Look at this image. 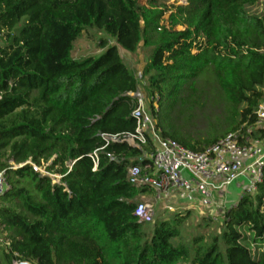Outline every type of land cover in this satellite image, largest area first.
<instances>
[{"label": "trees", "instance_id": "16d2710c", "mask_svg": "<svg viewBox=\"0 0 264 264\" xmlns=\"http://www.w3.org/2000/svg\"><path fill=\"white\" fill-rule=\"evenodd\" d=\"M260 1L187 0L166 27V11L137 0H0V170L9 186L0 200L1 264H264V168L255 192L223 212L218 235L181 242L187 212L151 227L136 221L135 202L147 191L129 184L127 169L154 145L148 134L140 148L121 141L136 131L139 88L118 49H151L145 109L162 138L202 152L255 125L264 6L260 16L247 9ZM88 28L116 45L75 60L73 43ZM209 87L224 117L195 130ZM112 136L121 140L106 144ZM250 137L264 140V128ZM42 164L58 184L35 169Z\"/></svg>", "mask_w": 264, "mask_h": 264}, {"label": "built area", "instance_id": "2783aa9c", "mask_svg": "<svg viewBox=\"0 0 264 264\" xmlns=\"http://www.w3.org/2000/svg\"><path fill=\"white\" fill-rule=\"evenodd\" d=\"M133 97L138 102V107L132 113L136 122L135 133L122 136V140L118 136L105 137L106 144L121 140L136 148L144 144L145 134L152 139L153 153L145 161H139L127 169L130 185L150 191L155 202L160 203L167 212L174 209L170 201L180 203L183 209L195 205L210 206L215 197L235 186L243 188L242 194L255 192L262 182L264 140L251 138L250 133L264 128V97L257 107L253 127L244 134L241 131L227 134L199 153L162 138L145 109L143 96L138 92ZM91 160L96 166V154ZM8 189L6 170H0V200ZM154 208V204L140 198L135 202L133 216L139 224L153 223Z\"/></svg>", "mask_w": 264, "mask_h": 264}, {"label": "rangeland", "instance_id": "374dc122", "mask_svg": "<svg viewBox=\"0 0 264 264\" xmlns=\"http://www.w3.org/2000/svg\"><path fill=\"white\" fill-rule=\"evenodd\" d=\"M139 6L147 9L162 10L166 11L161 19L160 24L169 27L170 13L173 8L180 5H186L187 0H137ZM264 6V1H260L257 5L250 7L247 11L256 16H260ZM172 10V11H171ZM183 26L176 25L175 30H183ZM116 45L115 40L107 36L104 32L98 31L97 29L88 28L85 29L80 36L75 40L72 46V57L75 60H81L87 57H98L104 51L100 44ZM119 54L127 69L134 75L138 82V88L140 94L144 97V87L146 84V78L144 77L143 70L149 62L151 49L140 45L135 53H127L120 47ZM140 76V78H138ZM207 87V86H206ZM204 87V88H206ZM201 111L199 112V121L197 125H194L195 130H207L211 126H215L218 122L223 120L224 117V104L220 101L218 92H215L212 87L202 90L200 98ZM5 162V159L2 160ZM8 163V162H7ZM9 164H12L11 161ZM47 165L42 164L41 167L37 168V171L43 175H48L53 183H59V177L56 175H50L46 173L45 168ZM236 199L225 201L226 194L229 191L224 192L222 195L217 196L213 199L210 206L195 205L190 208L183 209L180 213L187 212L188 218L184 222L181 228V242L188 243L193 236L205 235L214 236L218 235L222 231V215L226 210V207H231L236 204L242 193L243 188H237ZM146 201L151 202L155 205L154 220L153 223L159 220H167L171 218L175 213L178 212L175 208L173 212H167L163 209V206L155 202V198L151 192L144 194ZM140 200V198H138ZM235 201V204H231ZM231 202V203H230ZM149 227L152 224L147 225ZM3 239L0 237V246L3 248ZM176 242V241H174ZM2 263L0 255V264Z\"/></svg>", "mask_w": 264, "mask_h": 264}, {"label": "crops", "instance_id": "0c3cea01", "mask_svg": "<svg viewBox=\"0 0 264 264\" xmlns=\"http://www.w3.org/2000/svg\"><path fill=\"white\" fill-rule=\"evenodd\" d=\"M239 185V184H238ZM238 187V186H237ZM147 192H150V191H148V190H146ZM228 194H226V197H225V201H229V199H232V200H234V199H236L235 197V195H237V191H239V190H237V188H236V186L234 187V188H230V189H228ZM153 195V194H152ZM139 198H143V199H145L146 200V197L144 196V194L143 195H141ZM216 198V197H215ZM171 205H173V207L176 209V210H178V212H181L182 210H183V206L180 204V203H177V202H175V201H170L169 202ZM169 203H167V204H169ZM231 203V202H230ZM231 204H235V201H233Z\"/></svg>", "mask_w": 264, "mask_h": 264}, {"label": "water", "instance_id": "95a60500", "mask_svg": "<svg viewBox=\"0 0 264 264\" xmlns=\"http://www.w3.org/2000/svg\"><path fill=\"white\" fill-rule=\"evenodd\" d=\"M18 264H29V263L21 262V263H18Z\"/></svg>", "mask_w": 264, "mask_h": 264}]
</instances>
